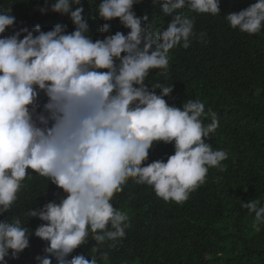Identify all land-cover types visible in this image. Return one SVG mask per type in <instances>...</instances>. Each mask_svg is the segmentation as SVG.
Here are the masks:
<instances>
[{"label": "clouds", "instance_id": "1", "mask_svg": "<svg viewBox=\"0 0 264 264\" xmlns=\"http://www.w3.org/2000/svg\"><path fill=\"white\" fill-rule=\"evenodd\" d=\"M138 2L100 0L97 17L119 18L130 31L95 41L88 35L83 7L72 10L80 0H54L50 8H39L42 14H70L75 26L71 32L65 24L46 32L37 24L5 36L16 18L11 7L0 10V214L17 201L29 169L66 194L59 203L52 200L28 209L25 215L44 222L34 230L20 216L0 220V264H16L32 245L33 234L47 242L44 255L35 257L38 264H53V258L56 264H98L97 255L89 260L71 254L91 235V251L106 257L100 252L105 242L125 237L128 215L111 201L129 178L152 186L165 201L182 204L205 183L210 168L226 170L222 162L228 152L213 150L206 142L219 126L217 114L209 107L212 119L205 124L202 101L189 99L182 108L169 105L165 97L172 94L173 83H145L152 69H160L167 80L170 50L189 48L190 37L196 36L195 17L177 10L216 15L221 0H152L165 15L174 14L159 32L149 30L147 15L136 14L133 6ZM226 19L233 29L259 34L264 0L227 13ZM110 29L106 22L100 32ZM204 35L199 34L201 42ZM41 93L47 98L42 104ZM159 142L173 144L174 154L166 162L144 164ZM241 207L254 213L252 227L259 232L264 204L241 200Z\"/></svg>", "mask_w": 264, "mask_h": 264}, {"label": "trees", "instance_id": "2", "mask_svg": "<svg viewBox=\"0 0 264 264\" xmlns=\"http://www.w3.org/2000/svg\"><path fill=\"white\" fill-rule=\"evenodd\" d=\"M53 2L0 0V10L11 7V15L16 18L14 26L3 35H11L22 27L31 30L37 24L45 32L56 24H65L68 32L73 31L70 14L39 11L40 7L50 8ZM254 2L221 0L220 14L216 15L187 8L177 10L182 16L195 17L196 36L190 37L189 48L177 46L170 50L167 80L159 75L160 69H152L145 81L149 87L156 82L173 83L172 94L165 97L169 105L182 108L189 99L202 101L205 124L212 119L207 115L209 107L217 114L219 126L206 142L213 150L228 152V159L222 162L226 170L210 168L205 183L182 204L165 201L152 186L136 184L129 178L123 191L111 201L128 215L125 237L106 241L100 252L107 255L101 257L91 251L95 241L90 235L88 243L74 250L72 256L84 254L90 260L97 255L98 264H264V226L259 232L254 231V213L241 207V200L264 204V29L259 34H248L233 29L226 19L227 13L238 12ZM99 3L100 0H80L72 8L83 7L82 15L93 41L116 31L127 34L130 29L119 18L104 21L97 17ZM133 8L138 16L147 15L152 32L162 31L160 26L174 15H165L152 0H139ZM106 22L111 24L110 32L101 33ZM201 32L205 33L203 42ZM155 91L160 93L159 89ZM39 99L42 104L47 98L41 93ZM171 154L173 144L159 142L143 163L158 159L166 162ZM28 171L17 201L8 213L0 214V220L20 216L31 231L44 222L25 215L28 209L52 200L59 203L66 194L46 177ZM30 242L32 245L19 254L16 264H38L35 257L44 255L46 241L33 234Z\"/></svg>", "mask_w": 264, "mask_h": 264}]
</instances>
